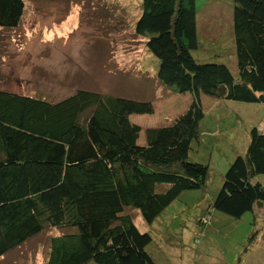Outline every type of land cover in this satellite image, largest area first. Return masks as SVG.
<instances>
[{"label":"trees","instance_id":"trees-1","mask_svg":"<svg viewBox=\"0 0 264 264\" xmlns=\"http://www.w3.org/2000/svg\"><path fill=\"white\" fill-rule=\"evenodd\" d=\"M232 3L235 76L223 62L192 57L194 0L140 1L133 33L157 59L156 78L191 96L165 125L129 120L152 113L147 100L77 89L49 101L0 89V256L45 234L43 264H156L150 234L128 209L151 224L180 192L205 185L200 94L264 104V0ZM23 8V0H0V27L17 26ZM256 175H264V134L253 126L221 175L213 209L238 219L264 206Z\"/></svg>","mask_w":264,"mask_h":264},{"label":"rangeland","instance_id":"rangeland-1","mask_svg":"<svg viewBox=\"0 0 264 264\" xmlns=\"http://www.w3.org/2000/svg\"><path fill=\"white\" fill-rule=\"evenodd\" d=\"M23 1L17 26L0 27V89L49 101L77 89L147 100L152 113L129 116L142 129L170 123L186 109L190 94L174 93L156 78L157 59L133 33L141 0ZM232 4L194 0L198 47L191 54L198 62H223L235 76ZM200 104L205 185L180 192L151 224L138 210L128 212L137 229L150 234L146 250L156 264H264V206L238 219L211 206L236 149L245 151L244 131L264 118V104L205 94ZM251 182L264 186V175ZM253 230L257 235L248 242ZM45 242V234L35 235L1 255L0 264H43Z\"/></svg>","mask_w":264,"mask_h":264},{"label":"crops","instance_id":"crops-1","mask_svg":"<svg viewBox=\"0 0 264 264\" xmlns=\"http://www.w3.org/2000/svg\"><path fill=\"white\" fill-rule=\"evenodd\" d=\"M102 1V0H101ZM261 133L264 134V118L262 117L261 119H259L258 121V125L255 126ZM246 136H247V141H246V145H245V149H246V146H247V143H248V130L247 131H244ZM236 149V148H235ZM236 152H239L238 149H236Z\"/></svg>","mask_w":264,"mask_h":264}]
</instances>
